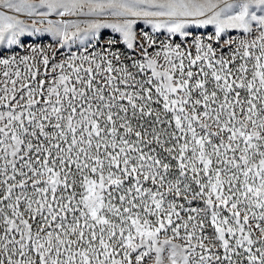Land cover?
<instances>
[{
    "label": "snow or ice",
    "instance_id": "1",
    "mask_svg": "<svg viewBox=\"0 0 264 264\" xmlns=\"http://www.w3.org/2000/svg\"><path fill=\"white\" fill-rule=\"evenodd\" d=\"M0 264H264V0H0Z\"/></svg>",
    "mask_w": 264,
    "mask_h": 264
},
{
    "label": "rangeland",
    "instance_id": "2",
    "mask_svg": "<svg viewBox=\"0 0 264 264\" xmlns=\"http://www.w3.org/2000/svg\"><path fill=\"white\" fill-rule=\"evenodd\" d=\"M51 19H59V17H57V16H55V15H53L52 17H50ZM66 18H69V19H76V17H66ZM29 23H31V21H28ZM140 27H143V25H141ZM213 29H212V26H208V31L210 32V31H212ZM109 31L110 30H105L104 31V36L106 37L108 34H109ZM231 35H233V36H235V35H237V33L236 32H232L231 33ZM51 41V37L50 36H48V35H45L44 36V40H43V42L44 43H49ZM64 51H65V53H67L68 51H73V52H75V51H77V48H76V45H71V46H66L65 47V49H64Z\"/></svg>",
    "mask_w": 264,
    "mask_h": 264
}]
</instances>
